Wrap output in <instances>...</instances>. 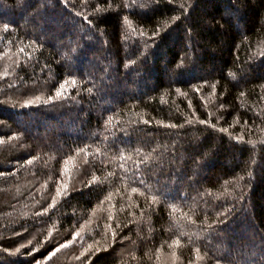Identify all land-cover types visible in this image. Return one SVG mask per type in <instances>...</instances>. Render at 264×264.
I'll use <instances>...</instances> for the list:
<instances>
[{
  "label": "trees",
  "instance_id": "16d2710c",
  "mask_svg": "<svg viewBox=\"0 0 264 264\" xmlns=\"http://www.w3.org/2000/svg\"><path fill=\"white\" fill-rule=\"evenodd\" d=\"M0 264H264V0H0Z\"/></svg>",
  "mask_w": 264,
  "mask_h": 264
},
{
  "label": "rangeland",
  "instance_id": "374dc122",
  "mask_svg": "<svg viewBox=\"0 0 264 264\" xmlns=\"http://www.w3.org/2000/svg\"><path fill=\"white\" fill-rule=\"evenodd\" d=\"M197 166H198V165H197ZM199 170H200V172H201V170H202V169H201V168H199Z\"/></svg>",
  "mask_w": 264,
  "mask_h": 264
},
{
  "label": "snow or ice",
  "instance_id": "6c2138e0",
  "mask_svg": "<svg viewBox=\"0 0 264 264\" xmlns=\"http://www.w3.org/2000/svg\"><path fill=\"white\" fill-rule=\"evenodd\" d=\"M53 255L55 254V250H54V252L52 253Z\"/></svg>",
  "mask_w": 264,
  "mask_h": 264
}]
</instances>
